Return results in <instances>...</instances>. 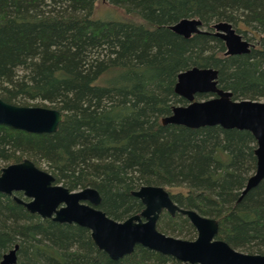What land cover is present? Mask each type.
I'll return each instance as SVG.
<instances>
[{
  "label": "trees",
  "instance_id": "16d2710c",
  "mask_svg": "<svg viewBox=\"0 0 264 264\" xmlns=\"http://www.w3.org/2000/svg\"><path fill=\"white\" fill-rule=\"evenodd\" d=\"M106 2L119 16L92 17L96 0H0V99L62 113L52 133L0 125V168L27 158L68 190L93 187L115 220L142 209L132 190L161 186L177 206L214 219L215 238L264 254V178L239 198L255 168L250 132L160 123L186 104L173 85L190 67L215 69L232 100L264 99V0ZM191 17L208 31L230 23L249 51L224 55L211 33L167 28ZM159 216L160 232L195 231L181 214ZM14 244V264H179L139 245L110 259L88 229L40 218L0 192V257Z\"/></svg>",
  "mask_w": 264,
  "mask_h": 264
},
{
  "label": "water",
  "instance_id": "95a60500",
  "mask_svg": "<svg viewBox=\"0 0 264 264\" xmlns=\"http://www.w3.org/2000/svg\"><path fill=\"white\" fill-rule=\"evenodd\" d=\"M172 32L189 37L196 33H211L224 44V55L247 53L251 46L230 23H211L212 31L203 29L197 18H181L167 26ZM175 94L184 98V105H173L160 123L189 128L218 125L224 129L250 132L255 147V168L240 191L239 198L264 178V100H232L230 92L216 85V70L190 67L177 73L173 85ZM210 98L196 100V94ZM62 113L43 106H19L0 99V125L30 133H52L61 121ZM0 192L10 195L28 212L40 218L61 223H74L88 229L94 245L110 259L128 255L136 245L174 258L179 264H264V254L246 253L215 238L217 223L193 209L177 206L161 186L141 185L131 191L142 209L123 220L108 217L98 208L100 196L95 188L86 186L68 190L55 183L53 176L24 158L0 168ZM14 192H20L23 199ZM170 216H185L195 230V238L184 240L165 235L156 228L161 212ZM17 244L4 252L0 264H14Z\"/></svg>",
  "mask_w": 264,
  "mask_h": 264
},
{
  "label": "rangeland",
  "instance_id": "374dc122",
  "mask_svg": "<svg viewBox=\"0 0 264 264\" xmlns=\"http://www.w3.org/2000/svg\"><path fill=\"white\" fill-rule=\"evenodd\" d=\"M114 14L115 13L112 10V7L110 6V4H108L106 2V0H96V6H95V8H94V10L92 12V17H94V18H106V17H109L110 15H114ZM119 14L120 13H117L115 15L119 16ZM203 29H205V27H203ZM238 34H240V33H238ZM240 35H241V37L243 39L247 40L242 34H240ZM246 36L248 38L249 33H246ZM247 41L249 43H251V40L248 39ZM201 94H206V93H201ZM210 97H211V95H208V96H194V99H196V100H203V99L210 98ZM260 100H264V99H260ZM15 195L23 199V197H22L21 194L20 195L15 194ZM158 221H160L159 218L157 219V222ZM160 225L163 226V223L161 222ZM162 233H164L165 235H168V236H172V237L180 238V239H184V240H192V239L195 238V231L192 232V230H190V229L189 230L186 229V231L183 232L185 235H187L186 237H182L181 236L183 233L182 234H178V233H171L169 231H165V232H162Z\"/></svg>",
  "mask_w": 264,
  "mask_h": 264
}]
</instances>
